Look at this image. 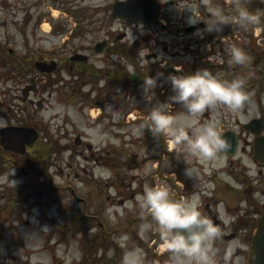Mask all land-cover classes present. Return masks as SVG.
Returning <instances> with one entry per match:
<instances>
[{"label": "rangeland", "instance_id": "rangeland-1", "mask_svg": "<svg viewBox=\"0 0 264 264\" xmlns=\"http://www.w3.org/2000/svg\"><path fill=\"white\" fill-rule=\"evenodd\" d=\"M117 1L122 0H0V129L25 127L39 134L36 143L29 145L22 156L5 150L0 136V177L1 183L8 184L17 197L22 193L30 196L31 215L23 218L24 222H30V226L24 225L22 230L26 231V236L32 237L27 243L28 249L37 252L40 247L43 249L33 255V262L93 264L91 257L105 258L115 252L113 237L124 235L123 230L129 237L137 238L141 224H150L151 228L143 236L140 235L147 245L153 242L159 229L155 228L156 222L150 214L139 207L137 198L145 185L163 184L171 190L169 180L173 164L170 162V145L147 128L143 134H136L135 129L142 123L122 128L115 124L118 119H124L125 113H128L129 120L141 118L143 123L146 122L150 110L139 101L148 99L129 90L128 94L119 95V99L113 98V104L107 108L111 114H108V120L102 119L104 113L100 117L97 110L95 116L100 118L94 121L90 111L93 102L91 92L104 83H100L102 79L92 73V76L86 74L80 77V73L71 71L67 65L71 58L82 55L90 59L87 71H115L107 66L114 63L132 74L128 66H133V59L124 57L129 56L127 45L132 49L134 41L139 40L143 44V39L150 37L154 38L153 44L170 45L174 38L166 33L163 35V32L153 28L144 30L114 18L113 7ZM45 25L49 26L48 31ZM121 36L124 38L120 39ZM117 40L121 42L116 44ZM103 42L111 44L109 51L106 50L104 54L103 50L96 52ZM148 48L141 54L154 52L169 57L161 45L156 50L154 45ZM190 53V48L187 52H181V57L175 60L178 68L194 72L210 69V66L206 68L208 62L198 59L201 52ZM43 61L48 64L56 61L57 70L52 74L39 73L36 66ZM213 74H216L215 69ZM34 84L38 88L31 93V98L36 102L44 100L42 111L23 101L25 88ZM118 86L114 88L115 95ZM256 97H250V110L246 106L241 113H234L218 104L206 109L197 119L206 118L203 124L216 120L230 124L235 119L246 123L264 114V93L261 95L262 106L259 96ZM118 103L127 105L120 107ZM117 112L118 118L115 115ZM172 112L171 115L175 116L185 113L186 109L183 106ZM78 137L83 140L81 146L75 143ZM89 146L96 152L95 159ZM176 158L179 159L178 154ZM97 159L100 165L95 162ZM181 159L183 157L180 164H184ZM243 160L249 163L247 157ZM191 162L196 163V160L192 156L187 157L186 163L193 164ZM210 162L214 163V167H220L216 166L215 160ZM49 169L56 173L50 174ZM56 174L61 184L54 179ZM12 180L17 182L16 187ZM122 181L126 185L133 184V191L139 194L136 201L128 203V216L117 201L122 198H119ZM25 184H28L26 191ZM94 187L100 193L96 199L92 196ZM109 194L117 197V200L107 201ZM133 213L139 215V222L131 225ZM93 214L103 218L109 228L116 230L115 236L101 240V248L94 253L91 248L96 233L104 234L109 228L100 230L95 226L91 220ZM110 216L115 217V222ZM5 249L3 246L4 253L7 252Z\"/></svg>", "mask_w": 264, "mask_h": 264}, {"label": "flooded vegetation", "instance_id": "flooded-vegetation-1", "mask_svg": "<svg viewBox=\"0 0 264 264\" xmlns=\"http://www.w3.org/2000/svg\"><path fill=\"white\" fill-rule=\"evenodd\" d=\"M150 1L157 7L159 13L154 23L141 25L125 22L144 30H148V28H153L155 31L159 30L163 32V35L166 33L174 39L169 42L170 45L156 42L153 44L154 38L151 37L143 39V44L136 40L133 42L134 45H132L136 57H132L131 48H127V45L126 49L129 52V56L124 57L133 59L131 63L135 71L132 74L127 73L120 65L114 63L107 66L112 67L115 71L110 69L94 70V73L91 69L88 71L86 69L90 59L86 62H73L71 58L67 63L71 71H77L81 74L80 77L86 74L91 75L92 73L95 77L102 79L99 81L100 83H104L103 86H96L91 92L93 102L90 111L94 121H99L103 113L104 118L102 119L108 120L107 116L110 113H108L107 108L113 104V98L119 99L121 97L119 95H126L129 90L136 92L139 96L145 95L147 97V95L154 94L153 97H149V100L142 99L139 101L147 106L149 110L158 102L169 103L168 112L170 115L173 113L172 111L181 109L183 107L182 104L170 101V97L175 95V93L168 78L170 75L179 76L194 73V71H187V69L183 70L182 67L178 68L175 64V60L181 57V52H187L189 48L191 50L190 54L201 52V55L197 56L198 59L208 62L206 63V65L208 64L206 68L210 66V69L208 68L207 70L213 73V69H215V75H218V78L226 81L238 77L244 79L245 92L250 97L251 95L255 97L258 95L260 105H263L261 95L264 93V0ZM237 5L246 8L250 13L257 16L259 18L258 22L242 27L236 21ZM216 9L222 10L225 25L222 31L209 32L207 31V25L211 26L215 20L213 13ZM190 19L193 22H198L192 24L189 22ZM124 36L126 37L127 35ZM119 42L121 41L117 40L115 43L118 44ZM100 45L103 54L111 48V44L107 42H103ZM151 45H154L155 50L161 45L163 52L169 57H162V55L154 52L142 55L141 52L148 50ZM233 45L246 52L248 61L245 64L229 63L228 50ZM126 49H124V52ZM117 55L123 57V55ZM121 57L119 58L122 59ZM221 58L224 60L222 64L219 63ZM145 63L146 65H143ZM140 64H142V67L139 66ZM146 77L156 80V86L150 93H145L144 91V80ZM103 80L104 82H102ZM113 81L115 85H113ZM116 85H119V90L116 91L115 95L114 88ZM23 101L32 104L33 99L30 95V98L25 100L23 94ZM118 105L121 107V105L124 106L127 103H118ZM97 110L100 115L99 118L95 116ZM123 117V120L118 119L115 122L116 126L122 128L143 123L141 118L129 120L128 113H125ZM205 120L206 118L198 119L200 124H203L202 121ZM214 123L218 126L221 138L225 134L230 133L224 139L226 143H231L235 138L237 144L236 152L233 155L228 152L220 153L215 160L216 166L220 167H214L213 162H203L195 157L192 158L196 160V163L187 164L186 158H189V155L181 147L173 149L171 151L172 161H170L173 164V169L170 171L171 178L169 180L171 182V195L176 200L191 197L194 193L200 195V211L202 215L211 220L221 230V238L215 241L213 245L218 252L217 260L219 264H223V253L229 244L237 246L235 248V256L242 258V264H252L253 240L260 229V222L264 217V162L258 160L257 158L260 157L256 154L258 143H263L262 148L264 149V114L246 123L240 119H235L230 124H226L222 120H216ZM157 138H164L166 142V138L163 136H157ZM90 150L92 158L95 159V150L93 147ZM262 153L261 158H264V152ZM177 154L179 159L176 158ZM181 157H183V160H181L184 164H180ZM245 157L249 159L248 164L250 166L243 160ZM95 162L99 165L101 163L98 159ZM185 163L187 164L186 166ZM186 168L195 170L192 177L186 175ZM251 172H255V174H251ZM122 182L119 195V198H122L117 200V197L113 198L109 194L107 201L115 202L117 200L119 206L125 208L124 212L128 216L129 208L127 205L130 201H136V197L139 194L137 195L133 191V184L126 185L125 181ZM107 187L110 188V185H107ZM27 189L28 184H25L24 190L26 191ZM143 191H140L141 195ZM102 195L105 196L104 193ZM92 196L95 199L100 197L97 187L93 188ZM31 210L32 205L29 194L22 193L17 197L13 190L8 188V184L4 185L1 183L0 177V264H42V262H33L32 257L43 249L40 247L38 252L28 249L27 243L32 237L26 236V231L22 230L24 225L30 226V222H24L23 218L27 214L30 216ZM134 213L130 220L131 225L139 222L137 217L139 215ZM224 218H230V222L225 224ZM91 220L100 230L109 228V224L103 218H97L93 214ZM155 226L158 225L156 224ZM157 231L155 233L156 236L152 239L153 242L147 245L140 235H136L137 238L129 237L127 242L128 247L138 246L144 250V264H169L170 253L163 250L160 229H157ZM115 232L116 230L109 228L104 234L102 232L96 233V239L91 251L94 253L96 249L101 248V240H104V237L115 236ZM122 234L128 235L124 230ZM120 236L121 234L118 237H113L115 252L105 258L96 259L91 257L93 264H121L125 249L121 248L117 243ZM3 246L6 248V253L2 251ZM120 252L122 253L119 258Z\"/></svg>", "mask_w": 264, "mask_h": 264}, {"label": "clouds", "instance_id": "clouds-1", "mask_svg": "<svg viewBox=\"0 0 264 264\" xmlns=\"http://www.w3.org/2000/svg\"><path fill=\"white\" fill-rule=\"evenodd\" d=\"M236 11V21L242 27L258 22L259 18L246 8L237 5ZM213 15L215 20L211 26L207 25V31H222L225 25L222 10L216 9ZM190 22L196 24L198 21L190 19ZM228 53L229 63L243 65L248 61L246 52L239 47L233 45ZM219 63H224V60L219 59ZM128 70L135 71L131 65ZM168 79L175 93L170 101L182 104L186 112L170 115L169 103L158 102L151 107L146 122L139 125L135 133L141 135L147 128L154 136L165 137L170 150L181 147L189 156L204 161L216 160L230 146L221 138L216 123L200 124L197 117L218 104L234 113H241L246 106L250 110V97L244 90V79L238 77L222 80L207 69L188 75H170ZM155 86L154 78H145V93H150ZM153 95H147L146 98L149 100ZM115 115L118 118L119 113ZM48 171L50 174L56 173L50 169ZM194 172V169L186 168V175L189 177ZM54 179L61 184L57 174ZM12 183L16 187L17 182L12 180ZM137 200L139 207L146 210L159 226L162 246L170 253L169 264H219L218 252L213 245L221 238V230L202 215L199 194L194 193L191 197L176 200L172 198L167 185H145L143 194ZM109 218L115 222L114 216ZM229 222L230 218H224L225 224ZM150 228L148 223L141 224L139 235L143 236ZM128 240L127 234L121 235L117 240L119 246L125 249L121 264H144V250L138 246L128 247ZM236 247L229 244L225 248L223 264H242V258L235 256Z\"/></svg>", "mask_w": 264, "mask_h": 264}, {"label": "water", "instance_id": "water-1", "mask_svg": "<svg viewBox=\"0 0 264 264\" xmlns=\"http://www.w3.org/2000/svg\"><path fill=\"white\" fill-rule=\"evenodd\" d=\"M158 9L150 0H128L125 2H117L114 7V18L122 19L129 23L135 24H142V25H149L154 23L158 18ZM124 36H121L120 39H123ZM134 48L131 49V54L135 56L133 53ZM97 52L102 51V47L99 45L96 49ZM73 61H87V57L82 55H77L72 59ZM37 69L42 74H52L57 69L56 62H52L50 64L45 62H40L37 65ZM37 85L27 86L24 90V97L27 100L30 96L31 92L37 91ZM32 104H35L32 101ZM39 110L43 109L44 103L43 101H39L37 103ZM259 133V132H258ZM230 133L225 134L222 139L228 137ZM0 136L2 137L1 143L2 146L6 150H12L23 155L26 152V146L35 143L39 137V134L36 130H32L30 128H21V127H8L5 129H0ZM82 142L80 138H77L76 145H80ZM230 146L226 152L230 155L236 152V140L235 138L233 141L227 142ZM263 143H258L256 148V154L261 160L264 162V158H261L264 152L262 148ZM224 153V152H222ZM252 262L253 264H264V218L261 221L260 229L254 239L253 247H252Z\"/></svg>", "mask_w": 264, "mask_h": 264}, {"label": "bare ground", "instance_id": "bare-ground-1", "mask_svg": "<svg viewBox=\"0 0 264 264\" xmlns=\"http://www.w3.org/2000/svg\"><path fill=\"white\" fill-rule=\"evenodd\" d=\"M44 28L48 31L49 30V26L45 25Z\"/></svg>", "mask_w": 264, "mask_h": 264}]
</instances>
